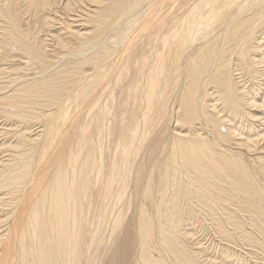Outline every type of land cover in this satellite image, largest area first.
I'll return each instance as SVG.
<instances>
[{
    "label": "bare ground",
    "instance_id": "bare-ground-1",
    "mask_svg": "<svg viewBox=\"0 0 264 264\" xmlns=\"http://www.w3.org/2000/svg\"><path fill=\"white\" fill-rule=\"evenodd\" d=\"M1 65L0 264H229L193 225L264 246L227 148L264 153V0H0Z\"/></svg>",
    "mask_w": 264,
    "mask_h": 264
},
{
    "label": "rangeland",
    "instance_id": "rangeland-1",
    "mask_svg": "<svg viewBox=\"0 0 264 264\" xmlns=\"http://www.w3.org/2000/svg\"><path fill=\"white\" fill-rule=\"evenodd\" d=\"M84 14H86V12L84 11ZM83 14V17H81V14H73V16L71 17V18H68L66 21L64 20V22L65 23H69V24H63V25H57V26H55V28L54 29H52L51 28V30H50V33H49V35L48 36H45L46 37V39H51L52 37V35H57V36H60L61 35V31H62V35L63 36H68V35H66L65 34V30L67 31L66 33L67 34H69L70 32H68V30H71V29H73L74 31H76L77 30V28H78V30L80 29V27H81V31L82 32H89V30H87L86 31V29H88V28H92L93 26H91V25H84V19L83 18H85L86 17V15H84ZM75 16V17H74ZM88 16V15H87ZM78 18V19H77ZM74 19H75V21H74ZM77 19V20H76ZM80 20L81 21H83L82 23L80 22ZM69 21H71L72 22V24H71V22H69ZM77 21V22H76ZM63 22V23H64ZM86 22V21H85ZM26 23V28H27V22H25ZM75 23V24H74ZM65 25V26H64ZM68 25H70V26H72L71 28H68V27H70V26H68ZM81 25V26H80ZM84 25V26H83ZM78 26V27H77ZM87 26V27H86ZM57 27V28H56ZM86 29H85V28ZM31 28H33V31H35L36 30V28H35V24H31ZM62 30H61V29ZM82 28H84V29H82ZM55 29H56V31H55ZM59 29V30H58ZM65 29V30H64ZM76 29V30H75ZM61 30V31H60ZM93 30V28L90 30V31H92ZM60 31V32H59ZM80 31V30H79ZM45 32H47V31H45ZM58 33V34H57ZM64 33V34H63ZM45 33H43V35H44ZM60 34V35H59ZM42 35V34H41ZM73 41H71V40ZM51 42V41H50ZM69 42H71V45H73V46H71V47H75V45L77 46L78 45V42H77V40L75 41V39L74 38H70L69 37ZM74 43V44H73ZM53 44V43H52ZM79 46V45H78ZM52 49V48H51ZM66 53H69V52H66ZM25 62H27L26 64H28V60H24ZM2 67H4V66H2L1 65V67L0 68H2ZM8 67H10L9 66V64H8V66H6V68H8ZM11 68H13V67H10V68H8V69H6V70H10ZM9 72V71H8ZM10 72H12V73H14L15 71H10ZM14 74H16V73H14ZM16 75H18V74H16ZM0 127L3 125L2 124V122H7L8 120H5L3 117H2V115H0ZM2 128H3V126L1 127V129H0V131H2ZM222 130H224V127H223V129ZM36 131H38V130H36ZM34 132V133H37V132ZM0 133H2V132H0ZM245 133V132H244ZM3 135H1L0 137L2 138V136H3V138L2 139H4V140H2L1 138H0V143L3 141V142H5V140H6V135L4 134V133H2ZM8 136V135H7ZM8 138V137H7ZM2 140V141H1ZM11 141V140H10ZM13 141V140H12ZM3 142L0 144V148H2L3 147ZM236 142V140H234V139H232V140H230L229 141V144L230 143H232V144H230V145H232V146H230L229 144L227 145L228 147V149H231V148H233V150L232 151H236V153L238 152V154H239V152L240 153H244V151H246L247 152V154L248 155H246V152H245V154H243V160L246 162V160H247V162L249 163L248 165H249V167L250 168H252V169H254V171H255V173L256 174H259V177L261 178V180H260V178H259V182L261 183V185H264V175H261L260 173L262 172L261 170H260V167H258L259 165L257 164V163H255L253 160H255L256 158H258V156H260V154H264V153H262L261 151L263 150L262 149V146H259L260 148H256V150L257 151H254V152H252V151H248V150H246L244 147L245 146H243V147H240L239 145H238V142L237 143H235ZM2 145V146H1ZM234 146V147H233ZM238 147V148H237ZM239 148H242V149H244V150H241V149H239ZM260 149V150H259ZM239 150V151H238ZM243 151V152H242ZM258 151H260V152H258ZM248 152H250V153H248ZM255 152H258V154L257 153H255ZM3 154V156H2V154ZM251 153H252V155H251ZM250 154V155H249ZM258 156H257V155ZM4 155H6V153H4V152H2L1 150H0V156H2V157H0L1 158V160H4L3 159V157H5ZM245 155V156H244ZM6 158V157H5ZM252 158V159H251ZM254 158V159H253ZM1 160H0V168H1ZM258 170H259V173H258ZM263 183V184H262ZM199 204L197 203V205L196 206H198ZM198 208H199V206H198ZM245 215V214H244ZM247 219H249V218H247ZM247 219H244V220H246V222L248 221ZM244 220L242 221L243 222V227L245 226L246 228L248 227V223H249V221L246 223L245 222V225H244ZM250 220V219H249ZM252 226V224H250L249 223V227H251ZM192 228H193V230L194 231H196V233H198V237H199V235H200V239L203 241L202 243H204V244H206L207 243V245L209 244H211V242L213 243V244H211V247H212V249L210 250V253H211V255L212 256H216V258H218V259H220V260H218V261H222V257H223V254H225V253H222V251H226L225 250V248L226 249H228V245H230V246H232V245H234V248L235 249H238L237 250V253H236V251L234 250V254H233V257L231 256V257H229V256H227V257H225L223 260L226 262V263H229V264H250V261H251V264H264V246L262 247H260V249H258V247H257V250H256V248L254 249V248H251L249 245L248 246H245L244 248H242L241 246H238V244L235 246V244L233 243H231V241H230V238L229 237H227V238H223V236H220V235H216V233H211V231H207L206 229H203V228H200L199 226H196V228H198V229H196L195 228V226L193 225L192 226ZM198 231H200V232H198ZM203 232H205V233H203ZM202 235V236H201ZM216 235V236H215ZM213 236H215V237H217V238H215L214 239V237ZM219 238V239H218ZM229 238V239H228ZM224 241V243L222 244V240ZM209 240V241H208ZM214 240V241H213ZM217 240V241H216ZM221 242H220V241ZM211 241V242H210ZM206 242V243H205ZM218 242V243H217ZM226 242V243H225ZM229 242V243H228ZM220 243V244H219ZM228 243V244H227ZM215 244H217L216 246H215ZM221 245H223L224 246V248H223V246L222 247H220ZM225 245H227L226 247H225ZM191 247V246H190ZM222 248V249H221ZM239 248H241V249H239ZM248 248H250V249H248ZM216 249V250H215ZM219 249H220V251H221V253L219 252ZM224 249V250H223ZM242 249H244V251L242 250ZM212 250H213V252H212ZM218 250V252H216ZM247 250H249V253H247L248 251ZM251 250V251H250ZM259 250H261V251H263V252H259V253H257V251H259ZM247 251V252H246ZM214 252H216V254H214ZM239 252V253H238ZM241 252V253H240ZM213 253V254H212ZM244 253H245V255H244ZM251 253V254H250ZM237 254V255H236ZM244 256V257H242V255ZM252 254H253V256H252ZM262 254V255H261ZM220 255H221V257H220ZM235 255V256H234ZM251 255V256H250ZM227 258V259H226ZM239 258V259H238ZM235 260V261H234ZM246 260H247V262H246ZM255 261V262H254ZM236 262V263H235Z\"/></svg>",
    "mask_w": 264,
    "mask_h": 264
}]
</instances>
